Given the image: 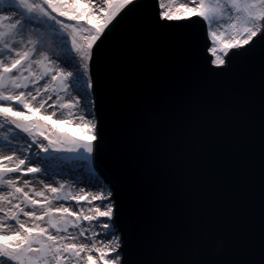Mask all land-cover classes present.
<instances>
[{
  "label": "snow or ice",
  "instance_id": "snow-or-ice-1",
  "mask_svg": "<svg viewBox=\"0 0 264 264\" xmlns=\"http://www.w3.org/2000/svg\"><path fill=\"white\" fill-rule=\"evenodd\" d=\"M0 264H264V0H0Z\"/></svg>",
  "mask_w": 264,
  "mask_h": 264
},
{
  "label": "water",
  "instance_id": "water-1",
  "mask_svg": "<svg viewBox=\"0 0 264 264\" xmlns=\"http://www.w3.org/2000/svg\"><path fill=\"white\" fill-rule=\"evenodd\" d=\"M203 43V41H202ZM210 46V45H209ZM211 54L208 53L206 51V49H201L200 51V56L201 58L203 57H206V56H210ZM146 103L145 99L144 98H140V100L138 101L137 103V108L142 111V112H145L146 113V118L148 120L149 123L152 122V117L153 116H158L159 115V109L155 106H152L150 109H145L144 107V104ZM176 116H179L180 115V110L179 109H176L175 113H174ZM228 228H229V224L227 221H224L218 225L215 226V235L213 236V245L220 241V240H223L224 244L227 246L228 242H229V235H228ZM194 259H198L199 258V251L194 248L192 250V252L190 253Z\"/></svg>",
  "mask_w": 264,
  "mask_h": 264
},
{
  "label": "rangeland",
  "instance_id": "rangeland-1",
  "mask_svg": "<svg viewBox=\"0 0 264 264\" xmlns=\"http://www.w3.org/2000/svg\"><path fill=\"white\" fill-rule=\"evenodd\" d=\"M168 2L172 3L173 5H177L181 2H183V0H168ZM39 114H37L38 116ZM48 123H52L51 120L47 121ZM56 127L61 130V131H64V132H67L68 134L70 135H79L80 134V130L74 126L72 124H58L56 125ZM69 179H74V177H69ZM35 183L37 184V186L39 187L38 185V181H35Z\"/></svg>",
  "mask_w": 264,
  "mask_h": 264
},
{
  "label": "bare ground",
  "instance_id": "bare-ground-1",
  "mask_svg": "<svg viewBox=\"0 0 264 264\" xmlns=\"http://www.w3.org/2000/svg\"><path fill=\"white\" fill-rule=\"evenodd\" d=\"M78 3H80L81 5L84 3V0H77ZM53 52L57 51V49H52ZM70 125V124H69ZM75 125H73L74 127Z\"/></svg>",
  "mask_w": 264,
  "mask_h": 264
}]
</instances>
